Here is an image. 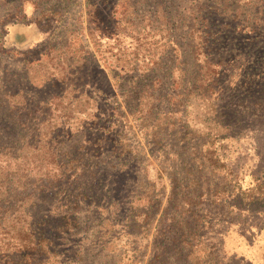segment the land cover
<instances>
[{"label":"rangeland","instance_id":"374dc122","mask_svg":"<svg viewBox=\"0 0 264 264\" xmlns=\"http://www.w3.org/2000/svg\"><path fill=\"white\" fill-rule=\"evenodd\" d=\"M31 1L40 3L38 10L32 6L26 11L22 0H0V131L5 135L0 139V198H7L0 208V233L7 221L12 222L4 216L8 212L10 217L17 214L13 220L17 223L9 226L15 231L7 236L13 244L20 226L26 229L34 223V215L58 207L47 198L64 197L66 178L59 176L57 164L65 161V154L78 163L87 156L90 161L84 170L96 162L103 170L95 191L89 193L92 203L78 212L82 227L56 238L59 262L52 264H68L72 257H80L73 264H149L156 251L154 230L160 223H171L166 215L185 218L192 226L201 216L199 224L211 243L216 244L217 232H222L221 249L229 257L230 244L237 253L236 264H264V112L249 113L239 129L226 128L214 123L224 120L213 112L222 111L221 99L214 100L213 108L201 93H193L198 74L193 60L198 46L193 25L197 7L206 2L225 8L227 14L219 19L245 21L237 29L243 40L252 36L253 31L242 26L253 22L258 0H109L116 3L109 19L117 22L115 31L87 25L86 9L79 5L87 0H64L65 6L70 5L63 19L65 30L53 49L33 63L38 55L26 52L38 41L34 30L13 26L12 21L23 22L24 11L34 16L59 1ZM234 9L240 10L239 19L234 18ZM110 31L119 38L117 46L98 41ZM89 55L95 59L88 60ZM239 57L225 63L222 73L231 72L236 78L244 63L236 64ZM196 59L202 66L203 58ZM80 65L86 66L87 74L77 80L70 72ZM95 65L120 69L127 86H134L136 95L128 104L137 111L132 123L116 122L107 106V88L88 74ZM173 91L177 92L170 99ZM171 103L177 113H170ZM118 105L123 111L124 103L119 100ZM105 122L119 126L106 135L99 128ZM154 124H161L170 135L160 145L148 138ZM115 133L126 153L120 163L107 158L121 146L111 144ZM122 189L129 192L124 198L133 199V217L145 228L127 229L131 200L123 201L118 212L110 206L109 194ZM249 195L259 201L250 204ZM33 198L43 202L33 207ZM151 201L154 208L149 210ZM147 212L154 215L151 222ZM240 244L244 246L234 249Z\"/></svg>","mask_w":264,"mask_h":264},{"label":"trees","instance_id":"16d2710c","mask_svg":"<svg viewBox=\"0 0 264 264\" xmlns=\"http://www.w3.org/2000/svg\"><path fill=\"white\" fill-rule=\"evenodd\" d=\"M22 1L26 11L32 6L37 7L38 10L41 6L39 2L36 3L31 0ZM58 1L59 4L57 6L47 9V11H40L34 16H30L24 11L25 20L23 22L17 20V18L12 21L11 25L13 26L23 24L24 27H32L34 30L33 33L38 41L26 52L28 54L38 55V59L35 58L33 61H30L32 63L40 61L39 56L42 52H46L47 49L49 51L51 48L53 49V44H55L57 39H60L59 34L65 30L63 19L70 5L65 6L64 0ZM67 2L70 1L68 0ZM74 2H77V0ZM258 2L253 10V22L242 26V28L249 27L253 31L252 36L243 40L239 39L240 34L237 32V29L245 21H236L235 19L227 21V18L219 19L223 14H227L225 8L221 9L215 5L206 6V2L197 7L198 18L195 19V24L193 25L195 31L198 33V46H194L196 48V57L193 60L198 74L193 86V93L195 91L201 93L202 99L212 102L211 107L213 108L215 107L213 104L214 100L221 99L220 101L223 103L222 111L218 112L215 109L213 112L216 116L224 118V120L220 121L219 119L215 121V125H225L226 128L234 127L239 129L241 122H245L244 118L249 113L254 114L256 111L264 112V35L257 33V31H264V0H258ZM115 4L109 0H87L83 4L79 3L83 10L86 9V23L89 27L93 26L95 29H109L112 31H115L117 28V22H111L109 20L111 19ZM106 10L107 13H105ZM238 11L240 10L238 9ZM238 11L237 9L231 11L236 19H239ZM82 13L83 11H81L80 16ZM112 31L108 32L107 36L100 37L98 41L101 42L104 40L106 43H114L110 46H117L119 38L116 34L113 35ZM79 40L82 42L81 39ZM241 44L242 47H240ZM231 54H234L233 57ZM240 55L242 57H239L238 61L236 60V64L241 66L243 60L244 63L241 70L237 72L236 78H231V72L229 74L222 73L221 70L226 67L225 63L228 65L227 62L231 58L234 59ZM197 56L203 58L202 66H200L201 60L196 59ZM91 58L95 59L94 56L91 57L89 55L88 60ZM94 67V70L88 74L94 77L93 81H101L107 88L108 91L105 97L107 106L115 114L116 118L121 120L119 123L116 119V122L118 124L125 122L126 125H128V121L132 123L137 111L136 109L130 108L128 104L136 95L134 86H127L125 83L126 79L121 76V71L118 68L109 67L106 69L102 65H95ZM85 68V65H80L77 69H73L70 72V76L74 78L78 76L79 79L77 80H82V76L86 72H84ZM232 80H235V83L231 85ZM176 92L173 91L171 93L170 99H172L173 94ZM79 95L80 93H77V96ZM182 97H185L184 93ZM119 100L124 103L123 111H121V107L118 105ZM176 102L180 103V101ZM171 109V114L177 113V107L173 103H171ZM112 117L113 115H110L111 119ZM148 118L152 120L151 109ZM13 124L15 126L18 125V123ZM1 125L0 122V129L2 128ZM113 126L118 127L119 125H112L109 122H105L99 128L106 135H109ZM160 126L161 124H154L153 128L156 129L148 134L149 141L152 144L160 145L170 137L169 133L164 128H160ZM1 133L2 131H0V139L5 138V135ZM115 134H117V139L112 140L113 142L111 144H114V146L121 144V146L115 148L110 156L107 155V158L110 159V162L120 163L122 157L126 156V153L123 143L119 139V133ZM65 156V161L57 164L58 170L61 169L59 176L66 178L65 190L63 191L64 197L62 199H55L56 195L54 194H52V198L47 197L48 199L54 200L58 207L49 210L43 215H39V217H35L36 215H34V223L28 225L26 229L24 226H20L18 241L13 244L10 239H7V236L11 231H15L16 227L9 229V226L17 223V221L13 222L17 214L12 213V217H10L11 213L8 212L4 215L12 222L8 224L7 221L5 225L8 227L1 230L2 232L0 233V264H52L56 261V257L60 255V252L56 250V238L58 236L63 237L69 230H77L82 227L80 223L81 217L78 212L84 205L87 204L89 206L92 203V197L89 196V193L95 191L97 187L96 182L103 168H100V163L96 162L87 171L84 170L87 162L90 161L87 156L82 158L80 163L76 162L67 154ZM130 159L132 160L133 157ZM115 168V166H111V169L115 170ZM115 175L116 173L114 172L113 177ZM87 177L92 178L91 183H89ZM56 182H58L57 178L53 184ZM123 191L122 189L120 192H113L115 194H109L107 200L110 206L114 208L115 212H118L123 201L128 202L131 200L127 203L129 207L127 229L145 228L142 224L138 223L136 217H133V211L131 210L133 199L124 198L123 195L129 192L126 191V194H124ZM117 193L122 194L117 195ZM249 198L250 204L259 201V197L254 198L249 195ZM6 199L0 198L1 209L4 208ZM221 199L225 200L224 198ZM38 202H43V199L33 198L32 206L37 207ZM152 205L153 202L151 201L148 205L149 210L154 208ZM20 207L22 206L20 205ZM172 214L175 215V212ZM153 216L147 212V221L151 222L150 219ZM168 216L166 215V218L170 219L171 223L169 225H166V222L160 223L154 230L152 245L156 251L149 264H236L234 254L237 253L233 250V247L228 244V252L225 248L226 252L230 254L229 257L221 249L223 241L221 237L222 232H217V235L221 239H217L216 244L211 243L210 237L204 233V229L206 228L201 227L199 224V217L201 216L196 217V220L193 222L194 226L187 225L185 218H183L185 220L183 221L176 219L175 216ZM51 223L53 225H50ZM243 246L240 244L239 247H235L234 249H239ZM78 261H80V257L78 259L77 257L76 259L72 257L68 264H73Z\"/></svg>","mask_w":264,"mask_h":264}]
</instances>
